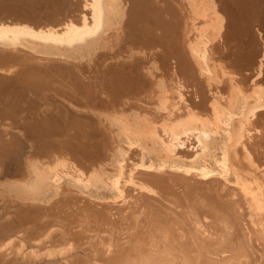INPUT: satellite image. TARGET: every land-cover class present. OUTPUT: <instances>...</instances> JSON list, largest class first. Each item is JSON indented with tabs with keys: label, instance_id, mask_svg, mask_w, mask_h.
I'll return each mask as SVG.
<instances>
[{
	"label": "bare ground",
	"instance_id": "1",
	"mask_svg": "<svg viewBox=\"0 0 264 264\" xmlns=\"http://www.w3.org/2000/svg\"><path fill=\"white\" fill-rule=\"evenodd\" d=\"M0 200V264H264V0H0Z\"/></svg>",
	"mask_w": 264,
	"mask_h": 264
},
{
	"label": "rangeland",
	"instance_id": "2",
	"mask_svg": "<svg viewBox=\"0 0 264 264\" xmlns=\"http://www.w3.org/2000/svg\"><path fill=\"white\" fill-rule=\"evenodd\" d=\"M9 170L11 171L12 168H10ZM2 204H3V203H2V201L0 200V210L3 208ZM3 205H4V204H3Z\"/></svg>",
	"mask_w": 264,
	"mask_h": 264
}]
</instances>
